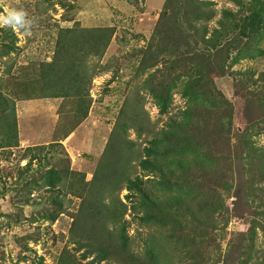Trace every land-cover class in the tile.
<instances>
[{
    "label": "rangeland",
    "instance_id": "374dc122",
    "mask_svg": "<svg viewBox=\"0 0 264 264\" xmlns=\"http://www.w3.org/2000/svg\"><path fill=\"white\" fill-rule=\"evenodd\" d=\"M164 3L165 0H0V15L9 9L25 12L15 28L12 24L0 26L1 29L11 28L17 37V48L8 55L0 54V85L4 95L11 96L15 103V107L9 110L14 114H8L5 130L9 126V130L17 127L19 140L17 146L0 147V264H40L41 261V264H58L66 246L78 262L96 264L91 263L93 256L81 258L84 248L76 250V244L70 240V228L80 211L82 193L96 185L91 180L98 177L96 170L105 159V150L120 111L133 106L142 107L139 121L149 127V131L140 136L134 129L128 132L129 138L135 140L134 148L140 149L166 127L171 117L181 118V111L188 105L186 98L175 89L171 106L167 112L161 113L147 88L146 79L150 75L153 74L155 82L167 78L165 74L161 75L160 69L169 58L175 59L187 52L183 46L186 43L182 41L186 25L159 24ZM214 7L217 14L207 22L208 36L218 25L222 10L238 9L232 0H215ZM186 30L193 35L194 32ZM94 31L105 42V45L103 42L99 44L98 50L93 49L89 41V35ZM70 35L82 37L75 42L71 41ZM224 39L227 40L225 46H230V52L235 54L246 38L235 30L225 34ZM3 40L6 37L0 30V50ZM64 41L71 52H63L61 57L56 50ZM190 41L192 46L194 43L199 45ZM256 45L263 50L262 54L240 59L231 65L228 62L223 70L211 71L205 81L209 91L222 104V110L218 108L213 112L214 116L221 110L230 118V130L227 129L226 136L213 135L211 142L214 153L230 157L223 178L214 181V177L204 176L200 181L213 182L216 196H221L227 206L224 214H216L219 228L211 231V236L201 243L202 250L205 248L212 258H219L217 264H239L247 256L244 252L250 248L253 222L260 219L256 211H260V201L264 200V192L260 191L264 181L252 186L250 179L254 164L258 166L261 158L258 155L243 158L241 151V140L250 136L255 147L264 152V38ZM200 46L203 52L214 56L215 63L219 62L216 48H208L211 50L208 51L203 43ZM142 58L151 63L157 59L161 61L141 70ZM71 61H75L74 74L80 73L79 84L86 91L82 92L87 93L85 108L80 106L76 87L66 90L68 94L64 97L56 94H63V89L68 86L63 81V88L59 89L60 81L58 83L56 78L69 73ZM34 77L31 83L18 85L20 81ZM85 112L87 115L83 116ZM198 115L203 121L204 111L200 110ZM80 117H87V120L78 126L76 122ZM3 125H0V131L4 129ZM50 142L56 144L49 146ZM41 144L46 146L39 153L40 159L34 160L30 170L21 174L20 169L26 166L31 155L28 147ZM107 156L112 159L111 152H107ZM48 164L61 170L69 164V170H63L64 176L68 174V181H64L61 185L63 191L58 194V199L63 202V212L55 221L43 216L44 212L58 208L51 201V192L35 187L29 203L24 200L28 192L24 183L40 175ZM109 165L113 176V163ZM133 174L148 177L139 168H135ZM146 186L152 189V182L146 181ZM69 187L77 188L78 193H66ZM206 189L210 191L209 187ZM127 193L128 189L123 188L105 201L117 203L121 198L127 204L125 219L129 221L127 231L133 240L132 250L145 255L144 239L154 234L164 247L165 260H172V264H191L190 258L184 255V247L174 246L166 239L164 228L139 224L131 207L133 202L126 198ZM187 224L186 232L190 233L192 226L190 222ZM100 226L98 221L88 230L99 234L102 232ZM213 237H216L215 241ZM163 238L166 243L160 241ZM263 238L258 229L255 255L247 264H264ZM99 264L123 263L109 258Z\"/></svg>",
    "mask_w": 264,
    "mask_h": 264
},
{
    "label": "trees",
    "instance_id": "16d2710c",
    "mask_svg": "<svg viewBox=\"0 0 264 264\" xmlns=\"http://www.w3.org/2000/svg\"><path fill=\"white\" fill-rule=\"evenodd\" d=\"M232 1L238 6V9L236 11L222 10L218 25L212 28V32L208 36L207 22L213 20L217 14L214 7L215 0H165L159 24H163V22L169 23V25L171 22L183 24L187 26V28L185 26V30L188 29L194 33L190 35L187 30H184L182 41L186 43L183 46L187 52L180 57L169 58L168 62H164L165 65L160 71L161 75L165 74L167 78L155 82L152 74L150 78L153 81L149 77L146 79L147 88L161 113L167 112L171 106L175 89L186 98L188 105L181 111V118L171 117L166 122V127L161 128L152 138L148 139L147 145L140 149L134 148L135 140L129 138L128 132L130 129H134L140 136L143 132L149 131L150 128L139 121L142 107L133 106L120 111V116L115 121L109 144L105 150L104 163L100 162L102 165L96 170L98 177L91 180L96 184V187L92 185L93 187L90 186L82 193L80 211L70 228V240L76 244V250L84 248L81 258L93 256L91 263L95 262L96 264L109 258L121 261L123 264H172V260H165L164 247L157 241L154 234H150L144 239L145 255L141 256L132 250L133 240L127 231L129 221L125 219V214L128 211L127 204L121 198L117 203H106L105 201L108 196L116 195L118 190L125 188L129 191L126 198L132 200L131 207L140 225H158L164 228L167 234L166 239L172 241L174 246L182 245L184 255L190 258L191 264L218 263L219 258L214 259L208 255L209 252L205 248L201 249V243L207 240L205 238L211 236V231L213 233L219 228L216 214H224L227 211V206L221 196H216L217 192L212 187L213 182L205 180L202 183L200 181L204 176L214 177V181L223 178L226 162L230 157L214 153L211 142L213 135L226 136L227 129L230 130L228 124L230 118L226 112L221 111L222 104L217 96L209 91L205 81L211 71L216 68L223 70L228 62L231 65L240 59L254 58L262 54L263 50L256 43L264 38V0ZM174 23L172 26H176ZM0 30H2L3 37H6L0 50V54L4 56L17 48V37L11 28L2 27L1 29L0 27ZM69 30L68 32L72 33ZM235 30H239L246 39L234 54L230 52V46H225L227 40L224 39V35ZM70 37L71 41L77 42L82 35L75 38L70 35ZM89 38L91 46L95 50H98L101 42L105 45L96 31L93 35H89ZM190 40L199 45L194 43L192 46L193 43ZM200 43H203L207 50L216 48L215 55L218 56L219 62L215 63L211 53L203 52ZM60 45L62 47H59L56 52L61 57L63 52H71L66 41L60 42ZM144 58L140 64L141 70H147L149 67L158 65L161 61V59H157L151 63ZM73 62L75 61H71V64L68 65L69 73L66 72L56 78L58 83L60 81L59 89L63 88L61 84L63 81L66 83L65 86L70 87H65L66 89L62 91L63 94L60 92L56 94L64 97L68 94L66 90L76 87L75 90L78 91L76 94L81 100L80 106L85 108L84 103L87 100L85 94L87 93L82 92L85 91L84 86L79 84L80 73L74 74L73 72ZM35 78L20 81L18 85L24 82L31 83ZM45 78L46 76L43 77V80ZM51 84L52 82L49 87ZM1 87L0 85V125L4 123V129L0 131L2 132L0 147H13L19 144L17 127L9 130L10 126H7L8 128L5 130V124L9 120L8 114H14L9 110L15 107V103L11 96L4 95ZM218 108L221 109V113L214 116L213 112H216ZM200 110H203L205 114L203 121L198 115ZM82 114L86 116L87 112ZM241 142L243 158L251 159L254 155L261 158L260 164L258 166L254 164L251 170L252 186L257 182H263L264 152L255 147L250 136L244 137ZM53 144L56 143L50 142L48 145ZM44 146L46 145L28 147L31 155L26 166L20 169L21 174L30 170L34 160L40 159L39 153H42ZM107 152L112 153V159L111 157L107 158ZM112 163L115 173L113 176L109 171V164ZM135 168H139L148 177L143 178L139 174H133ZM67 169L69 170V164L62 170L48 164L42 169L40 175L32 177L23 185L28 191L26 199H24L28 203L33 197L32 189L35 187L45 188L44 190L49 194L51 192V201L58 208L44 212L43 216L52 221H55L63 212V202L58 199V194L63 191L61 185L64 181H68V174L64 176V171ZM146 181L152 182V189L146 186ZM98 187H100L99 194L97 193ZM207 187L210 191H207ZM69 188L66 193H78L77 188ZM260 191L264 192V187H260ZM53 192L56 194L54 195ZM259 210V212L256 211V214L260 219H255L253 227L251 226L249 251L244 252L247 253V256L239 264H247L251 256L255 255V237L258 229L264 235V200L260 201ZM98 221L101 223L102 232L96 234L92 229L88 230L92 226H96ZM186 222H190L192 226L190 233L186 232L188 226ZM101 234L105 238L99 236ZM213 238L215 241L216 237ZM160 241L166 243L165 238ZM184 242L185 244H183ZM66 247L62 250L58 264H82L70 255Z\"/></svg>",
    "mask_w": 264,
    "mask_h": 264
},
{
    "label": "clouds",
    "instance_id": "9594fccd",
    "mask_svg": "<svg viewBox=\"0 0 264 264\" xmlns=\"http://www.w3.org/2000/svg\"><path fill=\"white\" fill-rule=\"evenodd\" d=\"M24 15L25 12L22 9H9L5 14L0 15V26L12 24L15 28V25L22 21Z\"/></svg>",
    "mask_w": 264,
    "mask_h": 264
},
{
    "label": "crops",
    "instance_id": "0c3cea01",
    "mask_svg": "<svg viewBox=\"0 0 264 264\" xmlns=\"http://www.w3.org/2000/svg\"><path fill=\"white\" fill-rule=\"evenodd\" d=\"M85 120H87V117H85V118H81V117H80V118L78 119V122H76V123H77L76 125L79 124V125L81 126L82 123H84ZM79 125H78V126H79ZM83 126H84V125H83ZM83 126H82V127H83ZM78 128H80V127H78ZM85 131H87V130H85ZM60 140H61V139H60Z\"/></svg>",
    "mask_w": 264,
    "mask_h": 264
}]
</instances>
